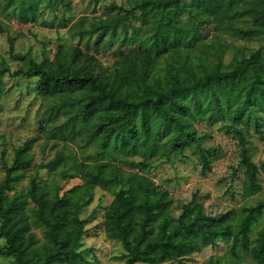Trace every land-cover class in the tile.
<instances>
[{
  "label": "trees",
  "instance_id": "1",
  "mask_svg": "<svg viewBox=\"0 0 264 264\" xmlns=\"http://www.w3.org/2000/svg\"><path fill=\"white\" fill-rule=\"evenodd\" d=\"M41 1L22 0L32 10ZM132 3L122 8L123 12L90 21L88 27L84 25L87 16L81 15L69 30L79 36L95 32L97 42L106 33L110 39L121 33L119 51L129 38L143 54L152 56V61L127 59L108 71L99 69L94 55L79 46L69 52L57 50L52 66L20 53L12 56L25 66L11 71L0 61V95L5 73L37 77V92L50 98L44 113L62 118L49 136L77 143L81 137L96 147L92 159L76 161L61 147L52 158L39 162L28 157L33 137L14 147L12 161L3 164L0 175V236L5 240L4 252L12 260L0 264H88L81 247L85 232L81 211L93 199L96 187L113 194L103 212V230L107 237L121 242V264H189L191 253L217 240L225 242L226 253L210 254L199 264H264V224L251 236L264 211V196L242 205L236 218L220 224L206 212L198 191L188 201L176 199L150 178L140 184L138 171L124 170L120 165L147 168L155 152L168 156L190 148L205 174L221 151L203 143L195 124L224 121L225 130L240 146L244 191L253 194L260 190L258 172L264 173V156L259 163L251 158L244 127L256 109L264 114V76L255 69L250 55L223 64V44L218 40L204 44L200 27L214 22L237 37L264 36V0ZM112 7L121 8L116 3ZM136 10L141 23L131 24L127 35L126 21ZM196 50L205 52L206 57ZM191 52L196 59L191 58ZM262 52L264 55V44ZM160 57L163 71L158 67ZM149 133L154 139L143 151V158H130L141 136ZM72 167L80 181L63 188L60 180ZM41 168L51 173L47 179L40 180ZM28 171L25 186L18 187ZM245 253L251 261L242 258Z\"/></svg>",
  "mask_w": 264,
  "mask_h": 264
},
{
  "label": "rangeland",
  "instance_id": "2",
  "mask_svg": "<svg viewBox=\"0 0 264 264\" xmlns=\"http://www.w3.org/2000/svg\"><path fill=\"white\" fill-rule=\"evenodd\" d=\"M133 0H42L34 10L24 4L22 0H0V61H5L10 70L25 66V62L13 58L12 54L26 55V59H33L45 66H52L57 50L69 52L75 46L94 55L99 64V69L112 70L123 60L152 61V56L143 54L136 42L121 45V33L116 38L110 39L108 33L104 34L99 42L96 41L95 32L90 36H79L69 30V26L79 16H87L84 25L88 27L90 21L104 19L116 12H123L122 8L132 6ZM116 3L121 8H114ZM242 24L248 21L238 20ZM141 19L138 10L130 15L126 21L127 35H130L131 24L140 25ZM121 26L118 25L120 32ZM202 38L204 44L220 41L223 44L221 62L228 64L233 58L250 55L255 60V69L264 76V55L262 46L264 36L237 37L222 29L214 22H207L203 27ZM144 33V29L139 35ZM128 41V42H127ZM200 52L199 50H196ZM206 57V53L200 52ZM191 58L196 59L192 54ZM158 67L164 69L162 57ZM5 87L0 95V175L4 173L3 164L10 163L13 158L14 147L25 139L33 137L32 147L28 157L34 162L46 161L52 158L58 148L73 156L76 161L92 159L94 144L86 143L81 137L76 141L55 140L49 136V131L55 123L62 118L50 116L45 111V106L50 98L37 92V77L22 75H3ZM56 117V118H55ZM257 124H256V123ZM224 121L196 123L198 133L203 136V143L219 147L221 154L211 161V169L205 174L200 172L201 162L197 155L186 148L183 152H172L168 156L155 152L150 156L151 164L147 168L138 165L130 166L120 163L124 170L138 171L137 181L144 184L147 178L154 180L159 185L166 187L176 199L188 201L194 191H198L204 203L206 212L212 220L223 224L237 216V211L242 205L255 203L264 196V173L258 172L261 188L253 194L244 191V167L239 159V143L232 133H228L222 125ZM244 124V123H243ZM246 135L249 140L248 147L251 158L256 162L264 156V114L260 109L250 115L246 125ZM152 133L143 134L139 146L130 158L139 160L143 158V151L153 140ZM160 155V156H159ZM119 163V162H117ZM39 178L47 179L50 172L45 168L39 169ZM29 171L22 177L19 186H25ZM80 181L77 170L72 167L68 174L60 180L63 188H67ZM113 198V194L105 189L96 187L90 203L81 211L85 220V232L81 240V247L88 257V264H121L123 262L124 248L118 239L107 237L103 230V212ZM179 213L174 208V215ZM264 224V211L254 226L251 236ZM39 234V230L37 229ZM5 240L0 236V261L10 262L12 257L4 252ZM226 244L217 240L199 251L191 253L188 257L189 264H199L210 254L224 255ZM243 259L251 261L249 254H243ZM150 264V263H138ZM156 264H179L177 261H168Z\"/></svg>",
  "mask_w": 264,
  "mask_h": 264
}]
</instances>
